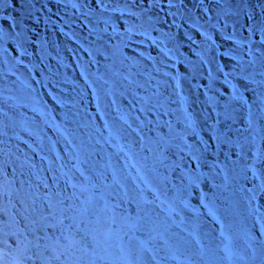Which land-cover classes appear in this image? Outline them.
Returning a JSON list of instances; mask_svg holds the SVG:
<instances>
[{"label":"rangeland","instance_id":"obj_1","mask_svg":"<svg viewBox=\"0 0 264 264\" xmlns=\"http://www.w3.org/2000/svg\"><path fill=\"white\" fill-rule=\"evenodd\" d=\"M105 2L106 12L93 0H20L16 7L0 0V16L14 15L18 26L13 37L0 45V209L8 210L0 220V264H45L49 253L44 246L53 244L61 230L50 227L56 222L51 213L57 220L64 216L86 220L88 243H95L93 236L102 241L111 233L109 243L117 242L109 247V259L99 264L117 261L119 247L127 248L130 242L134 247L146 243L161 258L176 256L162 264L189 260L229 264L221 259L225 245L236 257L250 254V244L264 241V218H260L264 196L257 195L250 209L246 192L259 181L251 178L250 171L249 179L242 177L252 153L264 150V84L253 82L264 80L258 74L264 66L257 63L242 73L237 65L251 57L247 42L241 48L235 41L250 37L253 48L264 51L259 33L249 32L255 21H246L243 13L230 19L228 34H233L234 25L233 41L209 29L219 53L230 55L222 58L217 53L204 65L196 55L202 51L203 36L191 29L188 34L201 44L191 43L184 35L187 25L170 28L173 17L166 13L176 7L169 8L167 0L154 7V0ZM197 3L185 0V11L190 10L193 19L198 18ZM229 3L240 4L247 12L255 9L256 19L264 20L259 14L264 0ZM213 5L214 0H205V6ZM117 7L123 14L112 11ZM144 8L149 12L142 19L130 15ZM157 15L161 22L153 27L147 18L152 16L154 22ZM205 27L197 25L201 32ZM145 32L157 44L142 35ZM164 33L175 38L169 40ZM8 44L16 48L15 54ZM161 47L176 49L170 53L176 59L165 57ZM21 51L27 55L20 56ZM202 54L206 60L212 55ZM225 73L231 74L225 77ZM247 74L248 79L242 78ZM174 76L179 77V90ZM234 94L242 101L234 100ZM157 101L163 106L152 107ZM226 115L231 118L225 119ZM160 140L173 144L164 152L168 157L164 164L175 161L179 167L174 170L153 168ZM240 143L245 145L243 152L237 147ZM73 145L79 146L76 151ZM77 151L91 153L88 163L80 164L88 180L75 170ZM189 153L200 160L194 161ZM193 174L199 178L190 185ZM257 208L259 212L253 211ZM72 223L64 220L65 227ZM82 235L77 233L76 239ZM74 255L78 264H89L93 251L83 247Z\"/></svg>","mask_w":264,"mask_h":264},{"label":"snow or ice","instance_id":"obj_2","mask_svg":"<svg viewBox=\"0 0 264 264\" xmlns=\"http://www.w3.org/2000/svg\"><path fill=\"white\" fill-rule=\"evenodd\" d=\"M12 7H16L19 5L20 0H9ZM136 0H133V3L135 4ZM243 2V0H242ZM94 5L98 4L100 9L103 11H108L107 3L105 0H93ZM160 0H154L153 7L155 4H159ZM167 5L169 8L176 7V11H168L166 13L167 16L173 17L171 24L169 27L175 26V28L180 29L182 25H187V28L184 32V35L187 37V40L191 43H200L201 41L199 39H193L192 35H189L188 32L191 29H197L198 35L203 36V48L202 51L196 52V55L200 57L201 61H203L204 65L210 64L212 60L215 59V55L219 53V49L217 47V42L212 38V35L210 34L209 29L211 32H217L220 33L223 36V39L225 41H233L234 40V33H235V26L232 27L233 34H228V29L230 27L229 20L238 17L240 14H245L246 21H255L252 23L249 27L250 33H259V39L260 43L264 44V20H257L256 16L257 13L255 12V9H252L251 12H247L244 7H242L240 4H230L229 0H214L213 6H205V0H198V3L195 5L196 8L199 9L198 18L193 19L192 15H189L187 9V5L185 4V0H167ZM177 5H180V7H177ZM225 5H227L225 7ZM217 9H219L217 11ZM113 12H121L123 14V10L119 7L113 8ZM149 12V8H144L141 10V12H131L130 15L136 16L137 19H142L147 13ZM260 15H264V6H260ZM185 15H187V20L185 19ZM15 16L14 15H8L7 13L3 16H0V24L3 26L0 27V45H3V43L8 40L9 38L13 37L12 30L17 28V24L15 23ZM177 20L180 21V23H177ZM188 20H192L193 22L191 24H188ZM203 20L204 23L200 24L199 21ZM147 22L154 27L155 24H159L160 18L157 15L156 20L153 22L152 16H148ZM108 21H105V24H107ZM167 23V21H165ZM197 25H201L203 27L204 25H207V27L204 28V31H200L199 28H197ZM143 26V25H141ZM123 27V25H121ZM105 31H107V28H105ZM113 33L116 32V28H112ZM130 31V30H129ZM16 37L20 36V32L15 33ZM142 35H145L148 39L152 40V44H157V40L152 38L150 35H148L147 32L142 33ZM165 37L169 40L174 39L175 37L170 35L169 33H164ZM247 42V53L251 57L250 60L247 61L246 64H239L237 67L240 68L241 72H245L247 68L249 67H255L257 63H260L262 66H264V51H261L260 48H253L250 37H245L243 41L236 40L235 43L239 45L241 48L244 46V43ZM162 44L163 41H160ZM8 48L12 50V52L16 53V48L13 47L12 44H8ZM176 51L174 48H167V47H161L160 52L163 53L165 57H167L170 60L176 59V56L170 55V53H173ZM187 51V49H185ZM193 51H195L193 49ZM260 52L259 57H257L256 53ZM202 53H211L212 55L209 57V59H205L204 55ZM221 57H225L230 55V53H219ZM20 56L27 55L26 51H21L19 53ZM141 55H144L141 53ZM149 59L155 61V57H148ZM235 59V57H233ZM177 63H180V61L177 59ZM17 63L22 64L23 61L17 59ZM163 63V61H161ZM171 66V65H169ZM156 71H159L158 68H155ZM219 70V69H218ZM183 71V69H182ZM84 73L82 72L81 75ZM231 73H225V77L230 75ZM261 76H264V71H261L258 73ZM150 75V74H149ZM164 75H169V73L165 72ZM208 75H212L211 68L208 69ZM251 74H247L243 76L242 78L248 79ZM127 80L128 77H125ZM173 80L176 81V89H180V80L178 76L172 77ZM254 83L258 84H264V80L262 81H255ZM129 83H133V81H129ZM138 87L140 85H137ZM235 88V85H233ZM227 91V89H226ZM179 94V92H177ZM154 95H159V89H157V92L154 93ZM233 99L237 101H242L240 95H233ZM149 101L145 100V103H148ZM115 103V101H113ZM159 105L162 107L163 105L159 104V101H157V104L152 105V107H157ZM35 111V109H34ZM141 111H151V108L145 109L141 108ZM251 111V109H249ZM231 117L226 115L225 119H230ZM125 123H127V120H125ZM249 128L252 126V121L249 119L248 121ZM105 127H107V123L105 124ZM128 127L130 128L131 125L128 124ZM170 127V126H169ZM187 127H192V121H190L187 125ZM135 131V129H133ZM3 134V133H0ZM112 136L111 131L109 132V137ZM181 142L185 141V137H179ZM262 140H264V136L261 137ZM69 144H72L71 140L67 141ZM251 144L255 145V136H253ZM163 148V150H160V148ZM77 147L76 145H73L74 151H76ZM173 147V144L169 141H157V151L158 155L155 158L153 168H155L156 165H159L161 167H167L170 169H173L175 167H179V164H177L175 161L172 162L171 165H165L164 161L168 159L167 156L164 155V152H166L169 148ZM237 147L240 149L241 152L244 151L245 145L244 144H238ZM120 150L123 151V146L120 147ZM180 151H183L181 148ZM249 151H251V148H249ZM78 154L76 156V165L75 170L80 173L81 176H84V171L81 169L80 164L85 163L87 164L91 153H81L80 151H77ZM192 155V159L194 161H199L200 156L189 153ZM179 155V153H177ZM83 156V158H82ZM59 159V157H57ZM147 159V158H145ZM181 160H183V157H180ZM257 164H260L261 167L258 169L256 167ZM200 165H196V167H199ZM251 172V178L259 181V184L254 183L251 188L247 189V195L245 199L248 201L249 208L251 209L252 201H254L257 198V195L264 196V150L257 149L256 152L252 153V161L250 164H246L244 170H243V179H249L248 172ZM137 172H139V169H137ZM66 175V173H64ZM203 175V174H200ZM199 178L196 174H193L192 177L189 178V184H194L195 181ZM85 180H88L89 177L84 176ZM165 179H167L165 177ZM227 176H225V180L227 181ZM73 188L76 187V185H72ZM241 191H244L242 188ZM4 197L11 202V197L9 193L4 192ZM184 203V201H181ZM7 209H0V220H3L4 216L7 214ZM79 210H77L78 212ZM172 211H175V209H172ZM255 212H259V209L253 210ZM18 214V213H17ZM52 216V219L56 221L54 224L50 225L52 228L60 227V235L57 236L54 240V243L51 245H45L44 250L45 252H48V259L45 262V264H78L77 260L75 259V253L78 251H81L83 247L91 248L93 251V256L89 264H99L100 261L108 260L109 256L111 255L109 253V241L111 239V233L107 234L105 238L101 240H97L95 236H93V243H88V237L90 235L87 225L85 224L84 220H80L79 222L76 221V217H67L64 216L60 219H56L55 213L50 214ZM260 218H264V216H261ZM258 218V220L260 219ZM65 219H71L73 221L72 224L64 226V220ZM81 224H84V228H81ZM75 228V232H72L71 229ZM65 231L68 232V234H65ZM83 232V235L80 237L79 240L76 239L77 233ZM223 235V233H221ZM154 239V238H153ZM16 243V241H14ZM30 243V242H29ZM196 243L199 245L200 241L197 239ZM18 245L23 246L24 251L28 250V246L24 244L23 240L18 241ZM37 247H39V244H37ZM250 250V254H246L243 256L236 257L235 254L231 252V250L228 248L227 245H225L224 248V256L221 257V259L227 260L229 264H233L235 260L242 261L243 264H264V241L256 242L254 244H250L248 246ZM169 258L175 260L176 256L173 254L171 257H169L167 254L164 255V257H159V253L154 249L147 246L146 243H141L139 247H134L131 245V242L129 243V246L125 248L124 246H120L118 249V260L117 261H110V264H162V260H168ZM81 260L83 257L80 258ZM201 259H203V248H201ZM187 264H192V261L189 260Z\"/></svg>","mask_w":264,"mask_h":264},{"label":"flooded vegetation","instance_id":"obj_3","mask_svg":"<svg viewBox=\"0 0 264 264\" xmlns=\"http://www.w3.org/2000/svg\"><path fill=\"white\" fill-rule=\"evenodd\" d=\"M84 222H85V224L89 227V223L88 222H86V220H84ZM81 226H82V228H84V224H81ZM71 231H74L73 229H71ZM99 231H108L107 229H105V230H102L101 228L99 229ZM128 231H132V228L130 229H128ZM109 245H110V247H112V246H114V244H113V241H112V244H110L109 243Z\"/></svg>","mask_w":264,"mask_h":264},{"label":"trees","instance_id":"obj_4","mask_svg":"<svg viewBox=\"0 0 264 264\" xmlns=\"http://www.w3.org/2000/svg\"><path fill=\"white\" fill-rule=\"evenodd\" d=\"M112 241H113V244H114V245H115V242H117V240H116V239H113Z\"/></svg>","mask_w":264,"mask_h":264}]
</instances>
